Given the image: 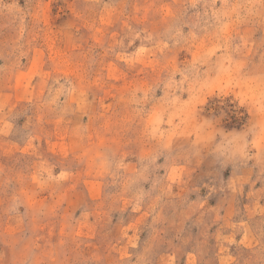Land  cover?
<instances>
[{
  "label": "rangeland",
  "instance_id": "rangeland-1",
  "mask_svg": "<svg viewBox=\"0 0 264 264\" xmlns=\"http://www.w3.org/2000/svg\"><path fill=\"white\" fill-rule=\"evenodd\" d=\"M0 264H264V0H0Z\"/></svg>",
  "mask_w": 264,
  "mask_h": 264
}]
</instances>
